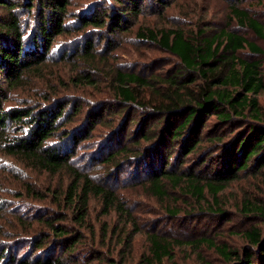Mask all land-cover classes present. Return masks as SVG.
Here are the masks:
<instances>
[{
	"label": "trees",
	"instance_id": "16d2710c",
	"mask_svg": "<svg viewBox=\"0 0 264 264\" xmlns=\"http://www.w3.org/2000/svg\"><path fill=\"white\" fill-rule=\"evenodd\" d=\"M31 1L20 4L0 0V8L7 10L5 15H0V151L51 174L68 173L70 182L64 193H60V198L72 208L75 224H87L92 197L102 200L105 213L115 210L120 216L128 217L131 212L113 186L93 178L72 163L75 148L82 140L81 135L75 134V131L79 133L84 128L80 127L72 132L63 127L64 122L72 121L81 114L82 104H76L72 98L64 96H59L52 103L39 105L30 104L29 100H24V104L8 105L6 102L9 90L24 87L28 74L39 71L40 65L47 59L55 36L65 34L71 28L67 25L70 0H39L38 27L36 32L33 30L36 34L31 41H27L25 35L28 24L14 10L17 5H27L25 9L29 12L33 7ZM116 1L120 7L116 8L109 31L129 30L132 18L143 10V1ZM161 1V4H166ZM241 3L242 0H238L230 4L228 19H236L240 26L251 29L264 43V22L252 15L248 7L241 6ZM98 12H85L81 16L83 27L107 25V12L103 11L101 15ZM227 27H204L195 32L179 27L157 30L143 28L139 31L142 40L155 42L175 55L179 60V67L157 80L146 78L135 71L116 70V100L120 104L119 109L127 114L114 140H128L109 151L104 160L119 169L134 161L139 171L138 181L148 183L149 189L160 197L167 194V183L164 181L176 188L184 185L199 202L206 201L204 191L207 189L214 201L208 203L209 210L206 211L213 215H225L223 207L218 206L217 199L228 181L237 178L245 170L264 175V111L258 99L259 94L264 91V74L260 70L259 60H247L238 55L240 50L246 48L253 54H260L263 49L240 32ZM93 50L94 40L87 39L85 45L75 50L74 56L92 61ZM88 81L93 82L92 78H88ZM156 81L160 82L159 87L156 86ZM146 88H150L151 94L148 96L144 95ZM69 105L70 109L67 110ZM132 108L141 109L143 114L134 135L128 136L126 123L135 124L136 121L132 116L127 120ZM115 112L103 117L102 114L88 110L85 123L88 131L102 117L107 124L112 125ZM208 114L218 117L219 123L241 121L246 128L237 137L231 138V145L227 147L225 154L209 159V164L215 162L214 169L209 171L210 166H203L200 173H194L192 169L187 173L179 171L175 168L179 158L173 163L169 161L176 144L180 143L181 152L187 151V155L198 150L204 142L199 137L200 128ZM160 121L164 124L161 130L156 129L157 124L147 126L150 122ZM191 126L193 129L186 138V132ZM208 137L218 147L225 144L214 130H211V136ZM157 143L159 145L154 147ZM150 147L152 150L145 154ZM141 157L142 161H138ZM202 158L203 155H200L196 161L199 162ZM206 161L208 159L202 160L201 165ZM202 170L205 172L201 173ZM28 190L34 191L30 187ZM246 210L264 212L261 206H248ZM172 212L177 211L172 209ZM65 217L58 211L35 216L44 229L25 231L31 232L28 238L37 256L33 259L20 257L12 253L16 245H0V264H69L62 257L63 254H57V247L61 246L72 257L83 233L74 223H65ZM32 225L33 223L29 227ZM263 234L262 228L257 225L244 230L242 235L248 245L242 251L228 249L226 245H216L208 236L198 241L212 244L228 258L240 259L241 262L237 264H264ZM149 237L152 256L158 264H162L166 256H172V242L158 233H151ZM42 251H47L45 256L41 255ZM49 251L52 254L47 255Z\"/></svg>",
	"mask_w": 264,
	"mask_h": 264
},
{
	"label": "rangeland",
	"instance_id": "374dc122",
	"mask_svg": "<svg viewBox=\"0 0 264 264\" xmlns=\"http://www.w3.org/2000/svg\"><path fill=\"white\" fill-rule=\"evenodd\" d=\"M142 1L143 10L132 18L129 30L111 32L110 22L116 8L120 7L118 1L70 0L67 16L70 30L55 36L47 59L40 65L39 71L28 74L24 87L9 90V99L6 101L8 105H12L24 104V100H29L30 104L39 105L52 103L59 96H64L72 98L76 104H82L81 114L72 121L64 122L63 127L72 132L80 127L84 128L79 133L75 131V134L81 135L82 140L75 148L72 163L93 178L113 186L122 196L131 215L120 216L115 210L105 213L102 200L92 197L87 224L77 225L72 218V208L60 198V193H64L70 182L68 173L51 174L0 151V245H16L13 254L30 259L37 256L28 236H31L34 228L44 229V226L34 217L54 214L57 211L66 216L65 223H74L83 233L72 257L67 251H63L61 246L57 247V254H63L62 257L69 264H158L151 252V233H158L172 242V256H166L162 264H237L241 262L240 259L228 258L212 244L198 240L208 236L216 245H226L228 249L242 251L248 245L242 235L244 230L257 225L264 232V212L246 210L248 206H261L264 211L262 174L245 170L240 172L237 178L228 181L217 199L218 206L223 207L222 212H225V215H213L206 211L209 210L208 203L214 201L207 189L204 191L206 201L199 202L184 185L176 188L170 182L164 181L167 183V194L160 197L149 189L148 183L138 181L139 171L134 161L120 169L104 162L109 151L128 140H114L127 114L119 109L120 104L116 100V70L135 71L146 78L157 80L179 67V60L171 52L155 42L140 38L138 33L143 28L157 30L179 27L188 32H195L204 27L219 29L228 26L227 29L240 32L262 47L263 52L260 54H253L246 48L240 50L238 55L247 60H259L260 70L264 74L263 41L251 29L240 26L236 19H228L230 4L238 0H163L166 2L164 5L161 0ZM11 2L25 4L27 0ZM31 2L33 7L29 12L25 9L27 5H17L14 10V13H19V17L28 24L25 35L27 41L33 39L39 21V0ZM241 6L248 7L252 15L264 22V0H242ZM89 10L99 11L100 15L106 11L107 25L83 27L81 16ZM6 11L5 8H0V15H5ZM87 39L94 40L92 61L74 56L75 50L85 45ZM88 78H92L93 82H89ZM155 84L159 87L160 82L156 81ZM149 94L150 88H146L144 95ZM258 99L264 111V91L259 94ZM69 109L70 105L67 107V110ZM90 109L103 117L116 111L113 124H107L102 117V120L88 131L85 123ZM142 114L143 111L139 108H132L128 113L127 120L131 116L136 119L135 124L126 123L128 136L134 135ZM205 118L199 134L204 142L198 150L187 155V151L181 152L180 143L175 146L169 161L173 163L178 157L175 168L179 171L187 173L192 169L194 173H200L203 166H210L209 171L214 169L215 162L209 164V159L225 154L231 145V138L237 137L246 128L243 122L238 120L219 123L218 117L210 114ZM162 123L163 121L150 122L147 126L153 127L157 124L156 129L161 130L164 125ZM192 129L193 126L187 130L186 138ZM211 130L221 137L224 146L218 147L209 139ZM148 149L145 154H148L152 147ZM200 155H203L202 160L208 159L204 165H201L202 160L196 161ZM142 159L143 157L138 161ZM29 187L34 191H29ZM172 209L177 212H172ZM31 223L33 225L29 227ZM25 230L31 232L27 233ZM45 252L47 251H42L41 255L45 256ZM46 254L50 255L52 251Z\"/></svg>",
	"mask_w": 264,
	"mask_h": 264
}]
</instances>
